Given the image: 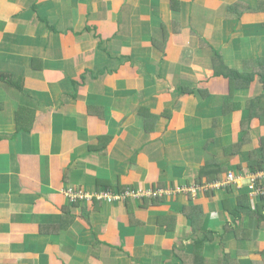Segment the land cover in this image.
<instances>
[{
    "label": "crops",
    "instance_id": "1",
    "mask_svg": "<svg viewBox=\"0 0 264 264\" xmlns=\"http://www.w3.org/2000/svg\"><path fill=\"white\" fill-rule=\"evenodd\" d=\"M257 57L264 0H0V264H264Z\"/></svg>",
    "mask_w": 264,
    "mask_h": 264
},
{
    "label": "trees",
    "instance_id": "2",
    "mask_svg": "<svg viewBox=\"0 0 264 264\" xmlns=\"http://www.w3.org/2000/svg\"><path fill=\"white\" fill-rule=\"evenodd\" d=\"M216 73L219 75H223L224 77L230 80V88L232 92L235 89L239 88H249L254 80H258V82L262 86V91L260 94L250 97L246 100L245 110L247 111V118L245 119V121L250 122L252 119L257 118L264 125V57H257L253 59V67L251 70H238L234 68H226V70H224L222 73L218 71H216ZM238 107L240 108V105ZM260 142L261 146L258 151L261 154V152L264 153V137L260 138ZM256 166L258 167L259 164H256ZM226 187L227 190H230V186ZM236 200L237 202L231 207L233 210H230V213L233 216L240 217L241 213L243 212L250 213L254 211L251 208L246 207L242 204V197L240 195L236 197ZM227 203H229L228 198H223L221 200V206L223 208ZM258 204L264 205V195L259 197Z\"/></svg>",
    "mask_w": 264,
    "mask_h": 264
},
{
    "label": "built area",
    "instance_id": "3",
    "mask_svg": "<svg viewBox=\"0 0 264 264\" xmlns=\"http://www.w3.org/2000/svg\"><path fill=\"white\" fill-rule=\"evenodd\" d=\"M261 177V176H260ZM251 186L257 187L258 191L255 193L256 195H264V178L263 181H253L249 183ZM68 194L70 195L71 199L76 200V199H81V198H86V199H91L92 196L88 195V193L82 191V190H77L75 193L69 191ZM98 198L103 199V200H108V201H113L116 196L113 195H107V193H101V194H95Z\"/></svg>",
    "mask_w": 264,
    "mask_h": 264
},
{
    "label": "rangeland",
    "instance_id": "4",
    "mask_svg": "<svg viewBox=\"0 0 264 264\" xmlns=\"http://www.w3.org/2000/svg\"><path fill=\"white\" fill-rule=\"evenodd\" d=\"M243 174L245 175V178L242 180V182L244 181L246 184L248 183H250V182H252V180L254 181H263V178H264V172H262V171H257V172H252V171H244L243 172ZM261 176V177H260ZM232 184V183H234V182H228L227 184ZM230 184L229 185H227V186H230ZM235 184H239L240 185V180H238ZM242 187V186H241ZM241 187H240V189H241ZM247 187H248V192H247V190H243V192L246 194V195H255V193H257V191H258V189H257V187H255V186H251V185H247ZM229 202V201H228ZM230 202H232V203H234V201H230ZM189 204V203H188ZM231 205H233V204H231ZM187 206V205H186Z\"/></svg>",
    "mask_w": 264,
    "mask_h": 264
},
{
    "label": "clouds",
    "instance_id": "5",
    "mask_svg": "<svg viewBox=\"0 0 264 264\" xmlns=\"http://www.w3.org/2000/svg\"><path fill=\"white\" fill-rule=\"evenodd\" d=\"M258 196H262V195H259V194H257Z\"/></svg>",
    "mask_w": 264,
    "mask_h": 264
}]
</instances>
